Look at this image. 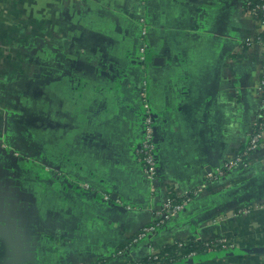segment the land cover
Listing matches in <instances>:
<instances>
[{"label": "crops", "instance_id": "obj_1", "mask_svg": "<svg viewBox=\"0 0 264 264\" xmlns=\"http://www.w3.org/2000/svg\"><path fill=\"white\" fill-rule=\"evenodd\" d=\"M248 1L0 0V155L17 150V172L41 180L0 214V264H130L220 237L223 249L173 264H264V139L247 165L209 176L248 144L262 109ZM143 102L156 125L154 181L136 152ZM188 195L132 242L168 197Z\"/></svg>", "mask_w": 264, "mask_h": 264}, {"label": "built area", "instance_id": "obj_2", "mask_svg": "<svg viewBox=\"0 0 264 264\" xmlns=\"http://www.w3.org/2000/svg\"><path fill=\"white\" fill-rule=\"evenodd\" d=\"M249 5L252 4V0L248 1ZM249 14L258 22V29L255 38H247L246 42L249 46H253L257 44L264 50V0H257L256 3L249 8ZM146 33L145 28L142 31L144 35ZM142 56H146L147 47L145 44L141 46ZM141 56V57H142ZM144 59V58H142ZM258 91L262 96V109L258 113L256 119L253 123V129L249 138L248 146L245 151L239 152L235 157L227 159L223 165L218 166L215 168L214 173H210V176H222L227 171H230L238 166H243V155L247 154L249 151L255 152L261 146V143L264 138V128L262 124L259 122V119L264 117V60L261 66V80L258 85ZM142 97L145 101L146 93L145 91L142 94ZM145 113L143 117V135L136 147V152L140 161V164L147 174V177L154 181L157 177L158 173V162H157V152H158V144H157V137H156V125L155 119L152 111L148 108L146 104ZM85 189H89L88 185H83ZM191 199V196L188 195L185 200L183 201H176L172 197H168L162 204L160 208L157 209L155 213L154 220L141 227V229L135 234L132 242H138L149 236L150 234L157 231L163 224H165L171 217H173L176 213L181 211L187 202ZM181 246L184 241H177ZM220 243L223 244L224 247L227 246V239L220 237L211 242H207L206 244H213ZM213 251V250H212ZM151 255L154 259L159 258L158 251H152ZM190 255H193L190 254Z\"/></svg>", "mask_w": 264, "mask_h": 264}, {"label": "rangeland", "instance_id": "obj_3", "mask_svg": "<svg viewBox=\"0 0 264 264\" xmlns=\"http://www.w3.org/2000/svg\"><path fill=\"white\" fill-rule=\"evenodd\" d=\"M251 18L255 22V25L258 26V22L253 17H251ZM257 29H258V27L255 29V32L253 33L254 35L251 36L252 38H255L256 33H257ZM143 43H145V42H143ZM143 43H141V45H140L139 61H141V62L142 61H146V59H147V57L149 55L148 52H146V56L147 57L145 55L142 56L141 46H142ZM251 48H255L257 55L260 56L264 60V50H263V48H261L257 44H254L253 46H251ZM147 50H148V47H147ZM142 58H144V59H142ZM263 60H262V62H263ZM16 88L17 87L13 88V90L16 92V94L14 93V96H16L18 99L19 98H23L24 99V103H25V100H27L28 97H31V95L28 92L26 93L25 91L18 90ZM142 90H144V86L142 88H140L141 95L143 94ZM144 106H145V102H143V104H142V117H144V113H145ZM0 111H1V114H2L3 110H0ZM142 124H143V119H142ZM17 126H18V124H17ZM5 145L7 147H9V145L8 144H4V142L0 143V152H1V150H4V151L6 150L4 148ZM17 159L20 160L19 153H18L17 150H13L6 157H2L0 155V182L4 184V185L0 186V214L1 215H11V214H13L14 208H15V200H18L20 198V195H25L26 194V192L23 191V188H24L23 186H25L24 184H30V183H35V182H40L41 181L40 178L38 177V175H36L35 172H32L31 170H28L27 173L22 172L21 175H20L17 172L19 170ZM25 161H27V163L30 162L28 164L30 167H33L34 165L36 166V162L34 160H29L28 159V160H25ZM225 161L226 160H223L222 162H220L218 166L223 165ZM22 163L24 165H27V163H25L24 161ZM244 165H247V164H244ZM16 169H18V170H16ZM83 185H87V184H83ZM196 192H198V191H196Z\"/></svg>", "mask_w": 264, "mask_h": 264}, {"label": "trees", "instance_id": "obj_4", "mask_svg": "<svg viewBox=\"0 0 264 264\" xmlns=\"http://www.w3.org/2000/svg\"><path fill=\"white\" fill-rule=\"evenodd\" d=\"M252 4H246V7L249 9L252 7L257 0H252ZM259 122L262 124L264 128V117L259 119ZM248 144H246L242 150L245 151L247 149ZM253 152L249 151L247 154L243 155V160H246L247 157ZM178 200V199H177ZM180 201V200H178ZM207 241H197L195 239H190L188 241H184V243L180 246L178 242H174L173 244H169L158 251L159 258L154 259L151 254H148L139 260L133 261L130 264H173L176 260L181 257H185L191 253L198 252H209L215 251L219 249H223V244L214 243L206 244ZM96 264H106L104 260L97 262Z\"/></svg>", "mask_w": 264, "mask_h": 264}, {"label": "water", "instance_id": "obj_5", "mask_svg": "<svg viewBox=\"0 0 264 264\" xmlns=\"http://www.w3.org/2000/svg\"><path fill=\"white\" fill-rule=\"evenodd\" d=\"M113 198H115V196H113Z\"/></svg>", "mask_w": 264, "mask_h": 264}]
</instances>
